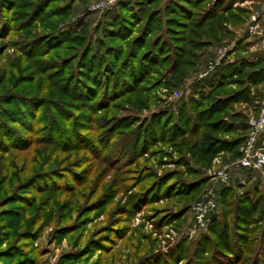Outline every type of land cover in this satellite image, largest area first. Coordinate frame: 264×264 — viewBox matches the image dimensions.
Wrapping results in <instances>:
<instances>
[{"label": "rangeland", "instance_id": "obj_1", "mask_svg": "<svg viewBox=\"0 0 264 264\" xmlns=\"http://www.w3.org/2000/svg\"><path fill=\"white\" fill-rule=\"evenodd\" d=\"M36 1L4 4L0 0V251L17 246L33 258L32 264H264V210L257 223L247 226L232 214L238 198L254 197L256 185L264 206V182L234 168L230 152L218 153L206 166L167 143L150 144L140 153L138 148L130 150L132 133L152 116H176L192 87L211 78L223 61L233 64L239 58L260 56L259 40L246 31V25L251 12L264 10V0H220L217 9L223 19L217 41L197 53L196 63L176 87L165 86L167 67L162 65L131 96L105 101L104 92L109 96L112 90L104 91L101 83L85 104L63 96L74 55L69 44L55 45L57 35L48 39L49 27L61 23L60 34L87 23L85 36L98 40L101 36L94 30L115 5L91 11L90 6L100 0H46L39 10L55 16L43 23H26ZM167 1L158 0L148 12H160ZM213 1L205 0L193 9L194 16ZM160 25L165 33L166 23ZM31 40H36L34 45ZM218 51L224 54L217 66L197 79ZM60 65V71L43 73ZM236 89L228 84L223 91ZM175 91L180 97L173 100ZM223 94L215 92L211 100ZM227 110L244 120L232 133L213 134L221 141L244 134L242 129L253 115V109L241 103ZM10 144L12 150L4 148ZM224 167L231 169L227 186L233 189L205 228L192 233L189 207L210 184L211 174ZM223 221L229 224L224 233L234 244L235 255L230 249L225 253L226 237L219 234L218 225Z\"/></svg>", "mask_w": 264, "mask_h": 264}, {"label": "trees", "instance_id": "obj_2", "mask_svg": "<svg viewBox=\"0 0 264 264\" xmlns=\"http://www.w3.org/2000/svg\"><path fill=\"white\" fill-rule=\"evenodd\" d=\"M45 1L37 0L32 3L29 8L30 13L25 17L26 23L31 21L43 23L55 16L53 12H47L44 16V12L39 10ZM157 1L127 0L117 3L115 9L105 14L103 20L97 24L94 32L100 34L101 39L98 40L85 36L83 29L88 28L87 23L76 26V29H66L60 34L57 31L61 23L49 27L51 31L48 32V39L57 35L54 37L55 45L69 44L74 55V69H71L68 76L74 73L75 78L72 76L69 80L66 76L68 83L64 86V97L74 96L77 102L85 104L90 100L89 94L93 92V89L103 83L104 91L105 88L112 90L109 96H106L104 92V100L116 101L125 96H131L139 90L153 69L162 65L167 67L168 77L164 82L165 86L174 88L181 82L187 70L196 63L197 53L207 46V43H215L218 39L216 35L221 33L223 18L222 13L217 9L220 0H214L211 7L195 16L193 9L199 7L205 0H168L163 4L160 12L159 9L157 13L153 12L155 10L148 12L147 8L155 5ZM2 2L8 4L9 0H2ZM162 21L166 23L165 33L164 30L161 31ZM236 21L238 22V19ZM3 25L6 29L7 26L4 23ZM8 28L6 30H9ZM35 41L31 40L30 44L34 45ZM127 41L126 49H123L122 44ZM70 48L64 50L67 51ZM60 68L61 65L56 69L48 68L43 73H55V71H60ZM42 70L43 68L37 70V73L41 74ZM228 84H235L237 89L230 93L223 91ZM252 88H255L254 93L250 92ZM263 90V55L260 54L254 60L239 58L233 64H226L223 61L211 78L192 87L188 100L181 102L178 106L176 116L173 117L171 113L155 115L138 128V132L134 128L130 150L138 148L137 153H140L144 152L150 144L167 143L179 153H188L206 166L215 155L223 151L230 152L232 158L236 160L239 157L238 148L243 142L244 134L235 135L229 141L218 140L213 134L232 133L236 130V123L244 120L237 114L228 112L227 107L229 106L244 104L252 108V113L255 115L259 100L263 97ZM215 92L224 94L222 98L216 97L211 100ZM218 115L219 117L216 118ZM121 125H124V122ZM120 129L117 131L125 130ZM245 129L246 127L242 129L244 133ZM193 137H196V140L191 141ZM29 145L30 143L22 150L28 148ZM10 146L11 144L4 148L10 149ZM231 189L233 188L227 186L219 191L218 205L222 204L224 196L230 193ZM253 190L254 197L245 194L236 200L233 207L232 214L235 216L233 219L235 221L240 219L241 224L246 226L257 223V218L264 210L263 196L258 186H254ZM199 196L200 193L194 201ZM238 213H241L244 218H240ZM214 218L215 216L210 222L214 221ZM218 225L221 228L219 234L223 233L226 237L223 244L225 253L230 249L235 255L236 248L234 244H229L227 235L224 233L229 224L223 221ZM261 238L264 248L263 227ZM28 253L30 254L31 250ZM13 258L19 259L15 264L33 263V258H29L21 248L17 249V246H8L0 251V259L11 260ZM252 259L255 260V258ZM0 264L3 263L0 262Z\"/></svg>", "mask_w": 264, "mask_h": 264}, {"label": "built area", "instance_id": "obj_3", "mask_svg": "<svg viewBox=\"0 0 264 264\" xmlns=\"http://www.w3.org/2000/svg\"><path fill=\"white\" fill-rule=\"evenodd\" d=\"M125 0H100L90 6L91 11H103ZM246 31L259 40L258 52L264 56V10L253 11L249 15ZM224 51H218L217 58L208 62L203 71L197 74V79H202L211 73L218 64V59ZM180 93L172 94L173 100L178 99ZM239 157L233 166L238 170L255 174L264 182V99L260 102L257 113L250 115L246 121V129L242 144L238 148ZM230 168L224 167L210 176V184L201 192L199 198L189 207L191 232L204 229L211 215L218 208L219 189L228 185Z\"/></svg>", "mask_w": 264, "mask_h": 264}, {"label": "crops", "instance_id": "obj_4", "mask_svg": "<svg viewBox=\"0 0 264 264\" xmlns=\"http://www.w3.org/2000/svg\"><path fill=\"white\" fill-rule=\"evenodd\" d=\"M262 7L264 8V5ZM263 99H264V90H263V97H262V99L260 101H262ZM259 104H260V102L258 103V106H259Z\"/></svg>", "mask_w": 264, "mask_h": 264}]
</instances>
